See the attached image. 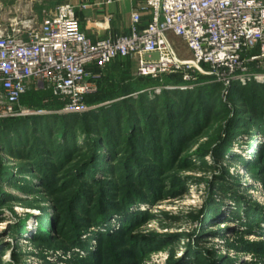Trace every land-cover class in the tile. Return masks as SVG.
Returning a JSON list of instances; mask_svg holds the SVG:
<instances>
[{
    "label": "rangeland",
    "instance_id": "374dc122",
    "mask_svg": "<svg viewBox=\"0 0 264 264\" xmlns=\"http://www.w3.org/2000/svg\"><path fill=\"white\" fill-rule=\"evenodd\" d=\"M30 1L0 0V30L8 28L12 21H24L30 16L40 22L50 12L47 9L43 14L38 8H30ZM38 1L37 6L44 7L45 10L46 5L55 0ZM172 45L180 60L191 59L183 41L175 37ZM130 64L126 69L130 74L129 80L136 83L137 78H140L137 76L136 63L131 60ZM258 66V71L252 70V73L263 77L264 62ZM108 67L103 68V71L108 72ZM119 69L118 67L112 72L118 76L121 72ZM259 80L248 85H264V78ZM101 87L97 86L96 92L91 95L97 94ZM162 87H156L159 93H150L151 100L154 99L153 96H161ZM171 88L187 91L183 86V89L181 86ZM223 92L222 100L229 103L228 94ZM35 93H39L36 87L30 86L17 108H29L22 105V101ZM142 93L144 92L139 91L130 97L137 99ZM45 97L42 96V107L34 111L45 112L40 117L60 114V111L46 109L50 99ZM113 102L115 101L99 104L97 108ZM117 110L116 114L122 115V129L125 132L128 124L125 108ZM44 122L48 128L51 126L53 133L50 139L56 142V146H67L68 143L61 138L60 129L56 126L59 124L49 120ZM139 125L142 127L143 124L137 123L135 126L140 128ZM225 126L226 121L222 118L208 124L179 152L175 165L170 168L169 157L166 155L171 146L167 145L164 137L162 141H157L156 144L166 153V171L164 167L161 170L162 166L156 165L147 154L139 155L146 159L142 162L144 168L155 166L161 171L160 180L149 179L152 180V185L149 181L147 183L148 186H153V191L159 196L155 195L148 202L131 208L128 217L111 223V229L100 230L84 224L87 230L82 240L87 243V248L72 247L69 236L62 235L58 225L60 211L68 209L67 204H71L73 194L83 189L81 185L85 182L81 181V175L78 174L89 160L88 155L82 156L86 150L83 153L74 151L72 160L62 166L59 162L66 156L65 153L52 155L41 151L44 155L41 156L50 165L48 169L54 174L48 182L30 162L38 156L39 146L45 145L46 141L40 134L48 133L47 130L39 127L34 131L33 127H29L24 133L27 138L24 148L17 147L20 140L12 144L14 153L22 154L23 150V159L10 155L9 146L3 147L6 143L3 134L4 138L0 140V264H83L85 260H88L87 264H264V251H260L264 247V179L257 178L258 175L252 171L254 162L258 161L264 147V128L255 133L254 137L238 138L230 146L229 153L217 162L214 152L218 148L219 133H223ZM73 140L77 147L88 142L83 134L73 135ZM117 142L120 143L121 140L118 139ZM101 143L98 150L101 156H106L107 168H112L113 164L118 165L123 160L118 158L123 153L119 151L125 150V145L115 146L112 155H107L105 143ZM203 155L206 159H200ZM122 156L124 158L125 154ZM100 167L95 164L89 170L101 178L99 182L102 184L109 181V177H105V170L99 171ZM144 168L139 171L138 167H133L132 182L144 175ZM117 176L121 178L120 173ZM88 181V185L96 187ZM47 185L51 188H47ZM117 188L118 192L109 194L120 200L128 187L123 183ZM135 189L136 186H132V190ZM99 199L100 189L91 196L90 203L84 205L86 209L90 208L87 215L95 211ZM238 204L241 206L239 209ZM248 214H256L258 217L251 229L244 225ZM46 220L50 223H46ZM7 222L11 223L10 226L3 227ZM127 226L129 229L124 232ZM119 230L125 234V243H112L107 239L106 233ZM10 233H14V236H10ZM39 233H53L50 236L51 243L38 242ZM9 253L11 258L4 260Z\"/></svg>",
    "mask_w": 264,
    "mask_h": 264
},
{
    "label": "trees",
    "instance_id": "16d2710c",
    "mask_svg": "<svg viewBox=\"0 0 264 264\" xmlns=\"http://www.w3.org/2000/svg\"><path fill=\"white\" fill-rule=\"evenodd\" d=\"M130 63V59L118 60L108 67V72L103 71V69L97 66L89 69L94 78L93 81L96 82L97 86L102 87L97 94L89 95L85 98V103L91 108L87 113L58 114L42 117L32 116L0 122V140H2L1 138H6V143H4L3 147L9 146L11 148L9 150L10 155L21 159L24 158L23 150L22 154L21 152L14 153L12 144L20 140L17 147L26 145L27 138H25L24 133L29 127H33L34 131L39 127L47 130L48 133L40 134L43 137L42 139L46 141L45 145L41 144L39 146L38 156L30 162L42 174V177L47 178L48 182L54 174L48 169L50 165L41 156L43 155L41 151L52 155L59 154L60 152L65 153L66 156L62 157L59 162L60 166H62L69 160H72L74 151L77 153L82 151L83 153V150H86L82 156L88 155L87 158L89 160L78 174L81 175L79 176L81 181L85 182L84 185H81L83 189L73 194L71 204H67L68 209L65 211L59 210L58 225L61 228L60 232H62V235L69 236V242L72 247L87 248V243L82 240L85 230H87L86 225L100 230L103 228L111 229V223L128 217L131 208L146 203L149 198L158 195L156 191H153V186H151L152 180L149 179L160 180L161 171L156 169L155 166H146L149 168H144L145 166L142 162L146 159H144V156L141 157L139 155L147 154L156 165L162 166L161 170H163L166 163L165 158L168 156V167L170 168L175 165L179 152L191 140L196 138L208 124L216 121L217 118H222L226 121V126L223 133H219L218 148L214 152V157L218 162L229 153L230 146L238 138L243 136L254 137L255 133L264 128V85L242 86L239 83H234L228 90L229 103H225L222 100L223 86L212 82L210 78L206 77H201L199 83L187 91L171 88L183 85L184 82L180 75L165 76L161 80L140 77L137 78L136 83H132V80H129L130 74L126 70L131 65ZM118 67L121 72L117 76L112 71ZM251 68L253 71H258L256 65L252 64ZM126 83L128 84L126 85ZM157 85L163 86L162 94L159 97L153 96L154 99L151 100L150 95L155 94ZM168 87L171 89H168ZM139 91H143L144 93L137 99L130 97ZM42 96L50 99V103L46 108L47 110H62V104L54 99L49 91L28 95L23 99L22 105L37 110L42 107ZM122 97L124 98L123 100H117ZM113 100L115 102L97 108V105ZM121 107L125 108L126 116H124L128 121L125 132L122 129V115L116 114L118 113L117 109ZM113 114L114 116H112ZM48 120L52 122L56 121L59 124L56 126L60 129L61 138L68 143L67 146H65L66 144L56 146V142L50 139L53 131L51 126L48 128V125L44 124V121ZM137 123L143 124L142 127H145L142 128L139 125L140 128H137L135 126ZM75 134L85 135L88 142L83 146L77 147L73 143V135ZM44 137H48V139ZM163 137L164 141L168 142L167 145L171 146V150L167 155L165 150H162L156 144L157 141H162ZM118 139L121 140L120 143L117 142ZM101 142L105 143L104 147L107 148V155H112L115 146L121 145L122 147V144L125 145V150L119 151V153L123 152L122 155L125 154V157L121 158L123 157L122 155L118 157L123 159L118 165L116 164L115 166L113 164L112 168H107L105 165L107 163L106 156H101L98 150V147L102 144ZM200 159H206V156L203 155ZM95 164L101 166L98 168L99 171L105 170V177H109V181L101 184L99 182L101 178H98L96 174L90 173L89 169ZM133 167H138L139 171L144 168V175H141L136 182L131 181L133 180L131 174ZM168 167H164V171ZM252 171L258 175L257 178L264 179V147L258 161L254 162ZM119 173L121 174V178L117 176ZM88 180L92 183V186L96 185V187L92 188L88 185ZM148 181L151 184L150 186L147 184ZM123 183L127 185L128 189L120 200L119 198L115 199L109 193L118 192L117 186ZM132 186H136L137 189L132 190ZM47 188H51V186L47 185ZM99 189L100 199L96 202L95 211L87 215L90 208L86 209L84 205L90 203L91 196L97 194ZM239 205L237 209L241 207ZM212 209L214 210L215 206ZM255 215L248 214L246 218L248 220L244 225L251 229L257 223L256 218L258 217ZM46 223L50 222L47 221ZM128 227L124 229V232H127ZM120 231L111 234L106 233L107 239H110L112 243H125L126 239H123V235L125 234L123 231ZM51 234L53 233L49 235L39 233L37 234V241L50 244ZM9 235L14 236V233H10ZM262 248L260 251L263 252L264 247ZM85 262L83 261L82 263L87 264Z\"/></svg>",
    "mask_w": 264,
    "mask_h": 264
},
{
    "label": "built area",
    "instance_id": "2783aa9c",
    "mask_svg": "<svg viewBox=\"0 0 264 264\" xmlns=\"http://www.w3.org/2000/svg\"><path fill=\"white\" fill-rule=\"evenodd\" d=\"M142 1L150 16L143 30L141 13L135 12L129 36L96 43L80 30L70 3L47 12L40 22L30 16L0 30V122L45 113L17 108L30 86L49 91L63 106L60 114L89 112L85 98L97 90L89 69L118 60H134L141 78L180 75L187 90L201 77L210 78L225 95L234 83L247 86L264 78L251 68L264 62V0ZM170 36L183 41L191 59H179ZM154 54L158 60L151 59Z\"/></svg>",
    "mask_w": 264,
    "mask_h": 264
},
{
    "label": "crops",
    "instance_id": "0c3cea01",
    "mask_svg": "<svg viewBox=\"0 0 264 264\" xmlns=\"http://www.w3.org/2000/svg\"><path fill=\"white\" fill-rule=\"evenodd\" d=\"M37 1L31 8H38L43 14L47 9L52 11L64 3L74 5L80 30L93 43L109 37L129 36L133 26L132 15L135 12L141 13V30L147 26L150 19L142 0H55L54 3L46 5L45 10L44 7L37 6ZM174 39V36L169 37L172 43Z\"/></svg>",
    "mask_w": 264,
    "mask_h": 264
},
{
    "label": "bare ground",
    "instance_id": "6f19581e",
    "mask_svg": "<svg viewBox=\"0 0 264 264\" xmlns=\"http://www.w3.org/2000/svg\"><path fill=\"white\" fill-rule=\"evenodd\" d=\"M13 195H14V192H13ZM10 224H11L10 222H7V223L3 224V227L10 226ZM10 258H11V253H9L7 256H5L4 260L10 259Z\"/></svg>",
    "mask_w": 264,
    "mask_h": 264
},
{
    "label": "water",
    "instance_id": "95a60500",
    "mask_svg": "<svg viewBox=\"0 0 264 264\" xmlns=\"http://www.w3.org/2000/svg\"><path fill=\"white\" fill-rule=\"evenodd\" d=\"M151 59L152 60H158L159 59V56L157 54H154V55L151 56Z\"/></svg>",
    "mask_w": 264,
    "mask_h": 264
}]
</instances>
